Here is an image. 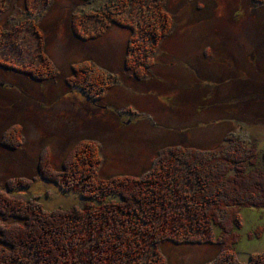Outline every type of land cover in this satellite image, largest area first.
<instances>
[{
	"label": "rangeland",
	"instance_id": "obj_1",
	"mask_svg": "<svg viewBox=\"0 0 264 264\" xmlns=\"http://www.w3.org/2000/svg\"><path fill=\"white\" fill-rule=\"evenodd\" d=\"M157 1L173 26L151 48L137 31L149 0L118 7L109 0H0V192L33 196L47 210L82 207L79 191L43 180L38 168L47 159L60 170L87 140L100 147L101 178L140 175L177 146L213 150L240 140L262 160L264 2ZM110 17L135 32L107 25ZM131 38L134 53L147 50L140 60L153 59L140 80L126 69ZM90 67L106 77V89L84 82L83 72L93 79ZM30 180L31 188L23 187ZM239 217L234 249L246 264L264 252V209L242 208ZM160 248L165 264H207L220 246Z\"/></svg>",
	"mask_w": 264,
	"mask_h": 264
},
{
	"label": "trees",
	"instance_id": "obj_2",
	"mask_svg": "<svg viewBox=\"0 0 264 264\" xmlns=\"http://www.w3.org/2000/svg\"><path fill=\"white\" fill-rule=\"evenodd\" d=\"M109 1V6L118 7L133 0ZM141 8L137 31L154 48L171 30L173 18L157 0ZM109 23L135 32V26L124 21L110 17ZM135 42L131 38L125 62L140 80L152 71L153 59L140 60L147 50L134 53ZM90 68L93 79L83 72L84 82L95 91L106 89L103 73ZM73 151L60 170L47 159L40 161L38 170L43 180L79 191L85 200L82 207L47 210L33 196L22 199L0 192V264H165L160 248L164 242L218 244L216 258L207 264H243L234 249L239 210L264 209V169L258 166L264 165V151L258 162L256 149L240 140L213 150L177 146L140 175L109 178L99 176L96 142H81ZM32 184L30 180L23 187ZM246 264H264V252L251 254Z\"/></svg>",
	"mask_w": 264,
	"mask_h": 264
},
{
	"label": "crops",
	"instance_id": "obj_3",
	"mask_svg": "<svg viewBox=\"0 0 264 264\" xmlns=\"http://www.w3.org/2000/svg\"><path fill=\"white\" fill-rule=\"evenodd\" d=\"M204 127H205V125H204ZM206 128V127H205Z\"/></svg>",
	"mask_w": 264,
	"mask_h": 264
}]
</instances>
